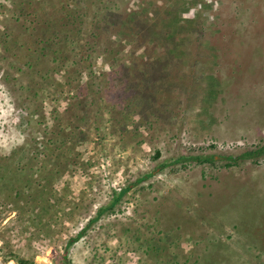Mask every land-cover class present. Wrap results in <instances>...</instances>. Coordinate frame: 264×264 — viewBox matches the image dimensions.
I'll list each match as a JSON object with an SVG mask.
<instances>
[{"label": "rangeland", "instance_id": "rangeland-1", "mask_svg": "<svg viewBox=\"0 0 264 264\" xmlns=\"http://www.w3.org/2000/svg\"><path fill=\"white\" fill-rule=\"evenodd\" d=\"M263 148L264 0H0V264H264Z\"/></svg>", "mask_w": 264, "mask_h": 264}, {"label": "trees", "instance_id": "trees-1", "mask_svg": "<svg viewBox=\"0 0 264 264\" xmlns=\"http://www.w3.org/2000/svg\"><path fill=\"white\" fill-rule=\"evenodd\" d=\"M173 54H174V52L173 51H168V55H170L171 57L173 56ZM151 63H152V65H153V69H156L157 68V66H158V68H159V70L158 71H153V75L151 74V76L152 77H149V78H147V80L151 83V85L152 86H156V85H160L159 83L162 81V80H164L165 78H162V77H165V68H166V65L165 64H163V61L161 60V59H159V58H157V60H153V61H151ZM143 74H141V73H136L135 74V77H137L138 76V78L140 77L141 79H145V78H143V76H142ZM146 81V80H145ZM135 83H136V81L134 82V86H135ZM213 84V83H212ZM136 85H139L138 83L136 84ZM137 94H141L140 93V91L139 90H136L135 91ZM142 95H143V97L144 98H147L148 99V96H146V94L144 93V91H142ZM153 98V96H151V99ZM263 150H264V148H263ZM159 155V154H158ZM245 157H250V153H246V155H245ZM241 158V157H240ZM186 159H188V160H197L199 163H203L204 161H207L208 159H206V158H202V159H200V158H186ZM229 160H234V159H236V158H228ZM130 188V187H129ZM129 188H126L125 190H123L122 192H121V194H123V193H126L127 191H128V189ZM119 197V196H118ZM116 198L115 199V203H117V201H118V199L119 198ZM113 205H114V203H113ZM81 234V233H80ZM80 234H79V236H80ZM78 236V237H79ZM72 241H75V240H71L70 242H72ZM69 242V243H70ZM144 253H145V255H147L149 252H148V250H147V252L146 251H144ZM65 257V256H64ZM17 264H30V263H28V262H25V261H19V262H17ZM184 264H186V263H184Z\"/></svg>", "mask_w": 264, "mask_h": 264}]
</instances>
